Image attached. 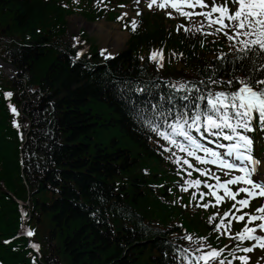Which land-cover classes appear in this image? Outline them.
I'll use <instances>...</instances> for the list:
<instances>
[{"label":"trees","instance_id":"trees-1","mask_svg":"<svg viewBox=\"0 0 264 264\" xmlns=\"http://www.w3.org/2000/svg\"><path fill=\"white\" fill-rule=\"evenodd\" d=\"M65 13L54 0H0V21L8 22L18 41L31 44L9 46L11 59L26 79L21 86L25 98L31 99L25 114L32 122L33 135L26 147L34 165L25 168L27 180L38 190L48 185L52 190L62 188L52 204L31 195L37 208L53 212L46 227L49 248L57 255L45 260L49 264H146L155 256V247L162 251L163 242L149 240L152 236H146L142 227L140 216L148 198L140 187L144 175L135 173L137 166L131 160L140 159L141 153L133 154L136 147L149 151L136 124L139 108L132 103L135 90L116 77L122 61H130L131 51L113 60L111 70L92 71L73 64L49 39L48 27L63 23ZM240 64L227 69L245 73ZM91 99L109 104L120 118L118 124L125 137L121 150L115 148L108 155L99 152L92 160L87 157L90 139L104 116L93 114ZM108 121L115 122L113 118ZM9 128L6 115L0 114V161L6 162L8 175L20 170L17 153H12ZM17 213L14 206L4 205L0 229L12 230ZM9 252L12 264H30L24 254ZM152 261L167 264L164 257Z\"/></svg>","mask_w":264,"mask_h":264},{"label":"snow or ice","instance_id":"snow-or-ice-1","mask_svg":"<svg viewBox=\"0 0 264 264\" xmlns=\"http://www.w3.org/2000/svg\"><path fill=\"white\" fill-rule=\"evenodd\" d=\"M97 3H101V0H97ZM136 3L138 5L140 0H136ZM154 5L161 9L171 7L190 22L195 16L203 18L196 31H202L203 21H207V26L212 31L206 34L222 33L228 39L235 54L232 63L235 65L237 61L241 62L240 70H243L245 75H236L234 71L230 79L222 80L213 78L215 69H212L213 75L208 78L207 83L218 86L226 85L227 89L209 90L206 94L201 92L196 99L200 102L206 101V109L201 108L194 101L195 113L193 115H189L190 110L186 106L183 112L177 111L173 115L171 109L153 105L154 110L151 115L146 116L141 112L142 122L158 137L179 149L180 152L186 153L187 157L194 158L203 167L195 165L192 160L184 157H178L175 160L176 164L188 165L189 168L194 167L203 176H211L216 181L215 185L206 184L208 189H212L209 192H199L201 184L205 183L201 179L188 180L187 186H181L182 191H188L189 187H195L199 192L200 199L205 196L214 197V204L209 200L208 203L197 205L198 207L208 208L210 205L215 207L228 199L235 201L232 208L237 211L247 208L252 200L258 197L264 198V171L258 172L261 161L253 155L254 141L247 134L256 130L253 127V121L257 117L259 128L264 131V0H220V2L211 0L210 3L208 0H148L147 7L149 9ZM120 7H125V5H120ZM197 8L200 9L199 12L195 11ZM140 14L137 11L136 15ZM127 15L128 13L125 12L118 19H123ZM167 15L171 18L172 12H168ZM125 26L127 27V25ZM137 26V21L133 20L132 31H135ZM180 27H183L185 32L192 30L181 25L177 27L178 31ZM158 57L161 61L163 60L162 50L159 53L151 52V60H157ZM226 58V54H221L217 60L224 62ZM158 67H163V63H160ZM190 84L191 82L179 83L172 87L177 91H199L196 85L191 84L190 87ZM200 84H205V81H200ZM136 90L143 91L141 88ZM12 95V92L5 93L8 98ZM183 99L187 100L189 97L186 95ZM10 109L16 116L19 115L15 106L10 105ZM169 117L173 118L169 120ZM14 123L17 128L20 127L15 121ZM193 131L200 133V136L205 139L207 133L229 141L228 144L218 145V147L226 149V152L222 153L208 147L193 135ZM160 146L164 147V145ZM172 147L166 150L172 153ZM201 152L203 155L200 154ZM233 157L234 159H232ZM209 164L216 165L217 169L229 178L222 180L220 175L213 173L207 167ZM188 175L191 173L189 172ZM241 194H244L243 197L237 199ZM192 198L193 200L197 199L195 192ZM185 207L187 206L185 205ZM23 215L27 216V213ZM230 215V211L224 212L222 216L217 212L214 216L209 217L208 222L212 224L217 216L220 217L219 223L214 225V231L219 233V236L227 235L233 245L231 248L229 245H224L221 248L207 245L208 250L205 251L201 245L191 255L188 254V249L180 250L181 259L186 260L187 264H232L234 260H239L241 264H249L251 257L247 254L253 253L257 248L264 250V206L257 208L254 213L242 212L239 216H232L233 220L242 222L247 217L243 229L234 235L228 228L231 221H228L227 224L225 221V218ZM221 229L225 231H221ZM258 229L259 234L257 233ZM27 235L31 237L34 232L28 230ZM185 239L192 241L193 238L186 236ZM203 239L206 240V238ZM246 241L255 243L245 246L244 242ZM31 246L39 251L40 245L32 244ZM225 251L228 256L232 257V260L224 255ZM196 252L199 254L197 255ZM237 252H243L245 255L237 256ZM260 259L264 260V256H261Z\"/></svg>","mask_w":264,"mask_h":264},{"label":"rangeland","instance_id":"rangeland-1","mask_svg":"<svg viewBox=\"0 0 264 264\" xmlns=\"http://www.w3.org/2000/svg\"><path fill=\"white\" fill-rule=\"evenodd\" d=\"M84 18V17H83ZM83 18H80L79 16H71L69 17V19L72 21L71 24V31L74 33H77L79 31V29L84 28L86 26L85 21ZM103 21L101 22H93L91 23L89 26H93V27H98L99 24H101ZM111 25V27L113 28V26H115L114 23H109ZM100 33L98 32H89V36L91 37V39L95 40V43L100 41ZM93 107H97V104L93 103ZM103 129V128H102ZM99 141H102L104 143H107L108 139L106 138H101L99 139Z\"/></svg>","mask_w":264,"mask_h":264},{"label":"bare ground","instance_id":"bare-ground-1","mask_svg":"<svg viewBox=\"0 0 264 264\" xmlns=\"http://www.w3.org/2000/svg\"><path fill=\"white\" fill-rule=\"evenodd\" d=\"M110 24L108 23H101L99 25V28L98 30H101V35H100V38L101 40L105 41V40H108L110 36H114V32L112 30V28H110ZM105 31V33H104Z\"/></svg>","mask_w":264,"mask_h":264}]
</instances>
